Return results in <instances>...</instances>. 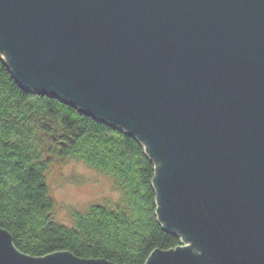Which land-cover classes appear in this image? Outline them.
Instances as JSON below:
<instances>
[{
  "label": "water",
  "instance_id": "95a60500",
  "mask_svg": "<svg viewBox=\"0 0 264 264\" xmlns=\"http://www.w3.org/2000/svg\"><path fill=\"white\" fill-rule=\"evenodd\" d=\"M0 52L144 143L184 241L145 264H264V0H0ZM0 264L119 263L32 256L0 228Z\"/></svg>",
  "mask_w": 264,
  "mask_h": 264
},
{
  "label": "trees",
  "instance_id": "16d2710c",
  "mask_svg": "<svg viewBox=\"0 0 264 264\" xmlns=\"http://www.w3.org/2000/svg\"><path fill=\"white\" fill-rule=\"evenodd\" d=\"M54 156L111 176L121 193L117 203L74 210L71 225L55 220L46 177ZM156 167L124 128L20 85L0 54V228L22 252L145 264L155 249L183 244L159 219Z\"/></svg>",
  "mask_w": 264,
  "mask_h": 264
},
{
  "label": "rangeland",
  "instance_id": "374dc122",
  "mask_svg": "<svg viewBox=\"0 0 264 264\" xmlns=\"http://www.w3.org/2000/svg\"><path fill=\"white\" fill-rule=\"evenodd\" d=\"M0 54L8 62L9 56ZM51 158L52 165L46 177L54 201L51 215L55 220L71 225L74 210L86 211L93 204L113 206L119 200L121 193L111 176L90 168L82 161Z\"/></svg>",
  "mask_w": 264,
  "mask_h": 264
},
{
  "label": "bare ground",
  "instance_id": "6f19581e",
  "mask_svg": "<svg viewBox=\"0 0 264 264\" xmlns=\"http://www.w3.org/2000/svg\"><path fill=\"white\" fill-rule=\"evenodd\" d=\"M0 53H2V52H0ZM125 130H126V129H125ZM147 153H148V152H147ZM148 154H149V153H148ZM149 156H150V155H149ZM182 240H183V239H182ZM182 243H183V244H181V245H184V241H182ZM179 246H180V245H179Z\"/></svg>",
  "mask_w": 264,
  "mask_h": 264
}]
</instances>
